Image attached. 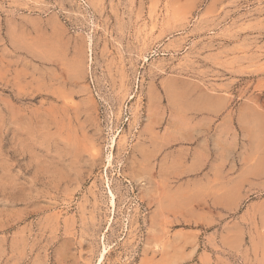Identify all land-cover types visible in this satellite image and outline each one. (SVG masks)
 <instances>
[{
	"label": "rangeland",
	"instance_id": "374dc122",
	"mask_svg": "<svg viewBox=\"0 0 264 264\" xmlns=\"http://www.w3.org/2000/svg\"><path fill=\"white\" fill-rule=\"evenodd\" d=\"M0 264H264V0H0Z\"/></svg>",
	"mask_w": 264,
	"mask_h": 264
},
{
	"label": "crops",
	"instance_id": "0c3cea01",
	"mask_svg": "<svg viewBox=\"0 0 264 264\" xmlns=\"http://www.w3.org/2000/svg\"><path fill=\"white\" fill-rule=\"evenodd\" d=\"M215 108L218 110L217 112H215L216 115L219 116L223 114L221 111L222 107L220 106L212 107V109H215ZM217 121L218 123H215L213 125V132H214L213 136H234V134H232L233 126L231 125L229 118L220 117L217 119Z\"/></svg>",
	"mask_w": 264,
	"mask_h": 264
},
{
	"label": "bare ground",
	"instance_id": "6f19581e",
	"mask_svg": "<svg viewBox=\"0 0 264 264\" xmlns=\"http://www.w3.org/2000/svg\"><path fill=\"white\" fill-rule=\"evenodd\" d=\"M19 41V40H18ZM55 54V53H54ZM57 55V54H56ZM85 55V54H84ZM83 56V55H82ZM78 57H79V55H78ZM84 57V56H83ZM79 59V58H78ZM78 63V62H77ZM80 63V62H79ZM71 64V63H70ZM70 64H68V65H70ZM81 64V63H80ZM84 64V63H83ZM82 64V65H83ZM75 65V64H74ZM70 66H72V65H70ZM78 66L80 67V65L78 64ZM79 67H77V68H79ZM69 69V68H68ZM71 69V68H70ZM72 70V69H71ZM70 70V71H71ZM74 70V69H73ZM72 70V71H73ZM77 70V69H76ZM72 71L71 72H69L70 74L72 73ZM75 71V70H74ZM73 73H75V72H73ZM78 74H79V72H78ZM81 74H83L82 72H81ZM74 75V74H73ZM81 76V75H80ZM74 78V77H73ZM77 78H79V77H77ZM83 89H85V88H83ZM88 91V90H87ZM83 92V91H82ZM85 92V91H84ZM89 92V91H88ZM65 98H68V97H66L65 96ZM153 96H152V98H151V100H153ZM63 99H64V97H63ZM70 99V98H69ZM158 100V99H157ZM172 101H174V99L172 100ZM64 103H67V102H64ZM67 104H71V102L70 103H67ZM216 107V106H215ZM216 109V108H215ZM216 111V110H215ZM218 111V110H217ZM151 114H153L152 112H151ZM152 123V122H151ZM179 127H181V126H179ZM115 138V137H114ZM113 140V144H115V139H112ZM112 144V143H111ZM87 149V148H86ZM112 149V148H111ZM207 150V149H206ZM113 158H114V156L110 153L109 154V156H108V162L111 164L112 163V161H113ZM150 160V159H149ZM150 162V161H149ZM151 166V165H150ZM110 195H111V199H110V202H111V205H112V207H116V195H114V193L113 192H110ZM110 206V205H109ZM161 208V207H160ZM107 249V248H106ZM106 251L107 250H105L103 253H102V255H101V261L105 258V254H106Z\"/></svg>",
	"mask_w": 264,
	"mask_h": 264
}]
</instances>
